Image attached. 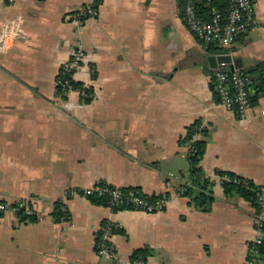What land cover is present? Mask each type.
Masks as SVG:
<instances>
[{
  "label": "crops",
  "instance_id": "crops-1",
  "mask_svg": "<svg viewBox=\"0 0 264 264\" xmlns=\"http://www.w3.org/2000/svg\"><path fill=\"white\" fill-rule=\"evenodd\" d=\"M256 25L227 50L205 46L184 22V0H104L82 25L71 16L96 0H0V201L27 200L31 218H0V264H115L98 257L105 222L119 260L146 249V264H246L256 238L255 211L228 199L217 172L264 186V95L245 118L218 104L217 71L208 57L228 56L243 72L264 60V0H253ZM182 5V6H181ZM78 48L86 54L76 75L94 99L56 92L61 67ZM215 49H220L219 54ZM253 94V92H252ZM208 132L200 164L216 182L208 213L180 197L188 179L187 129ZM98 184L170 198L148 215L113 212L63 193Z\"/></svg>",
  "mask_w": 264,
  "mask_h": 264
},
{
  "label": "built area",
  "instance_id": "built-area-1",
  "mask_svg": "<svg viewBox=\"0 0 264 264\" xmlns=\"http://www.w3.org/2000/svg\"><path fill=\"white\" fill-rule=\"evenodd\" d=\"M104 0H96V4L83 7L71 16V19L82 25L89 19H96L99 15L98 6ZM184 22L194 38L205 46H215L224 50L230 49L237 39L254 29L256 25V6L253 0H228V9L223 14L218 8H212L210 18L205 20L197 11V0H184ZM10 3L13 0H9ZM5 35H0V46L6 49ZM86 54L78 48L70 59L60 69L56 92L59 96L66 97L77 94L83 102L94 99V93L87 87H76L77 73L85 65ZM264 74V60L261 64ZM252 80L240 69L228 72L217 71L214 75V92L218 97V104L228 111L237 113L245 118L252 109L250 100V87ZM72 197H83L86 199L105 198L111 211L124 210L136 211L148 215L164 213L170 198L162 196L158 199H147L138 189H119L105 184H98L85 190L65 191L59 200L60 211L63 214L61 222L67 223L70 215L66 207L67 201ZM260 213L255 215L254 227L256 238L249 245L246 264H262L259 259V248L264 243V186L260 191ZM6 214H12L17 219L32 218L36 212L30 207L27 200L15 203L0 201V218ZM122 227L120 224L105 222L99 229L95 243L98 257H109L114 259L115 264H146L144 260L125 262L119 260L116 249L112 245V238Z\"/></svg>",
  "mask_w": 264,
  "mask_h": 264
},
{
  "label": "trees",
  "instance_id": "trees-1",
  "mask_svg": "<svg viewBox=\"0 0 264 264\" xmlns=\"http://www.w3.org/2000/svg\"><path fill=\"white\" fill-rule=\"evenodd\" d=\"M212 8H218L225 14L228 9V0H197V11L201 18L208 20ZM209 47L210 50L213 49V47L215 48V46L211 45ZM220 49H215V52L219 54ZM244 73L252 80L249 94L251 103L256 106L259 98L264 95L263 70L260 67L255 71ZM76 87L81 86L77 84ZM207 136L208 132L203 128L200 121L187 129L185 137L180 142V146L187 149L189 161L188 179L184 184L176 188V192L180 197L188 198L191 205L203 213H208L212 209L215 200L213 188L216 185V182L208 177L200 166L207 149V143L205 141ZM216 176L219 179L224 195L228 199H242L253 207L255 215L260 213V186L233 173L217 172ZM143 196L152 200L160 198V196L148 197L144 194ZM90 201L96 205L108 207V201L105 198H92ZM120 211L124 210L117 209L113 212ZM54 216L58 222L61 221L63 217L59 204L56 207ZM31 221L35 222L36 220L31 218ZM147 257L148 252L146 249H143L135 252L131 261L144 260L147 262ZM259 259L263 262L262 264H264V243L259 248Z\"/></svg>",
  "mask_w": 264,
  "mask_h": 264
},
{
  "label": "water",
  "instance_id": "water-1",
  "mask_svg": "<svg viewBox=\"0 0 264 264\" xmlns=\"http://www.w3.org/2000/svg\"><path fill=\"white\" fill-rule=\"evenodd\" d=\"M207 63L209 64L210 68L218 69L220 66L224 67H231L233 69H240L239 67L232 64V59L228 56H215V57H208ZM219 70V69H218ZM225 72V71H223Z\"/></svg>",
  "mask_w": 264,
  "mask_h": 264
}]
</instances>
